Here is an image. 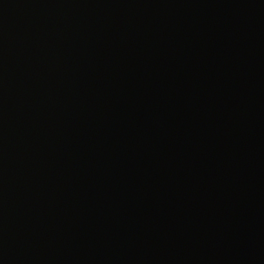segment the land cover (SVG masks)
I'll return each mask as SVG.
<instances>
[{
    "label": "water",
    "instance_id": "obj_1",
    "mask_svg": "<svg viewBox=\"0 0 264 264\" xmlns=\"http://www.w3.org/2000/svg\"><path fill=\"white\" fill-rule=\"evenodd\" d=\"M0 264H264V0H0Z\"/></svg>",
    "mask_w": 264,
    "mask_h": 264
}]
</instances>
